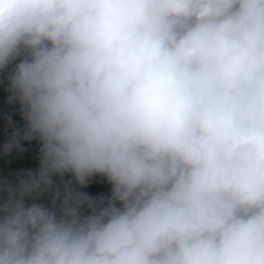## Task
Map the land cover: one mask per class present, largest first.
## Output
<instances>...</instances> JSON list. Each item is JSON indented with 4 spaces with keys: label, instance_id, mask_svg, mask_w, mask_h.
Segmentation results:
<instances>
[{
    "label": "clouds",
    "instance_id": "9594fccd",
    "mask_svg": "<svg viewBox=\"0 0 264 264\" xmlns=\"http://www.w3.org/2000/svg\"><path fill=\"white\" fill-rule=\"evenodd\" d=\"M0 89V264H264V0H0Z\"/></svg>",
    "mask_w": 264,
    "mask_h": 264
},
{
    "label": "rangeland",
    "instance_id": "374dc122",
    "mask_svg": "<svg viewBox=\"0 0 264 264\" xmlns=\"http://www.w3.org/2000/svg\"><path fill=\"white\" fill-rule=\"evenodd\" d=\"M5 99L6 97L4 96L3 90L0 89V103L4 104ZM6 115L10 118L11 122L15 124L17 127L22 126V121L20 120L19 116L16 114V108H11L3 116L0 117V140H2L11 131V129H9L5 123ZM26 147L30 150V152L34 156L35 148H36L35 143L31 145H26ZM28 166L34 167L35 165L31 164ZM94 187H97V188L99 187L100 190H102L101 187L99 185H96L95 183H94Z\"/></svg>",
    "mask_w": 264,
    "mask_h": 264
},
{
    "label": "trees",
    "instance_id": "16d2710c",
    "mask_svg": "<svg viewBox=\"0 0 264 264\" xmlns=\"http://www.w3.org/2000/svg\"><path fill=\"white\" fill-rule=\"evenodd\" d=\"M11 108H15V106L8 107L5 103L4 104L0 103V117L3 116ZM85 190L86 191H91V192H94V193L101 191L99 187L98 188L94 187V183L89 185V187L87 189H85Z\"/></svg>",
    "mask_w": 264,
    "mask_h": 264
}]
</instances>
